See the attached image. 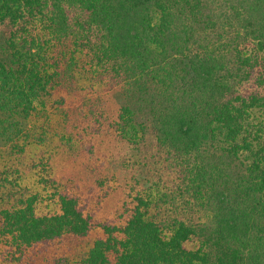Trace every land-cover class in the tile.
I'll return each mask as SVG.
<instances>
[{
	"label": "trees",
	"instance_id": "trees-1",
	"mask_svg": "<svg viewBox=\"0 0 264 264\" xmlns=\"http://www.w3.org/2000/svg\"><path fill=\"white\" fill-rule=\"evenodd\" d=\"M45 119L74 172L0 179V264H264V0H0V161Z\"/></svg>",
	"mask_w": 264,
	"mask_h": 264
},
{
	"label": "rangeland",
	"instance_id": "rangeland-1",
	"mask_svg": "<svg viewBox=\"0 0 264 264\" xmlns=\"http://www.w3.org/2000/svg\"><path fill=\"white\" fill-rule=\"evenodd\" d=\"M48 120L52 121L50 118ZM46 121L47 119L42 120L36 126H32L33 123L31 122L28 123L29 126L26 130H30V133L34 134H32V137L35 140H33V143L29 141L30 144L27 148L31 150L25 157L12 158L15 161L14 164H12V160L8 157L0 161V171H2L0 179L6 176L10 181H17L20 184L19 186H10L12 192L16 193L15 195L17 196H20L22 193H26V195L36 192L40 193L42 203H38V206L43 210L51 207L53 200L49 195L52 188L48 187L49 184L43 186L41 176L45 178H59L63 181L64 178L63 180L60 178L62 174L68 175L74 172L69 166L71 161L69 152H67L65 145L62 142L60 143L57 137L52 139L50 135L51 137L45 138V141L38 140L36 135H41L43 127H46ZM108 174L111 175L110 172ZM113 180L111 179L109 183L103 184L104 188L114 187L118 182L122 183V181L117 180V182H113ZM102 187H96L95 191H93L91 206L93 210L97 208L94 214L98 220H111L112 218H116L118 213L122 211L120 204L124 198V194L120 193L118 195L100 197L103 195ZM96 197L100 200L98 201ZM87 243H91V240H88ZM77 249L80 248L77 247Z\"/></svg>",
	"mask_w": 264,
	"mask_h": 264
}]
</instances>
